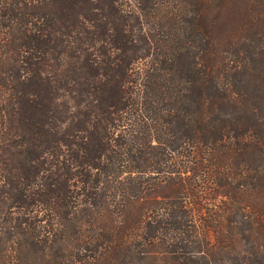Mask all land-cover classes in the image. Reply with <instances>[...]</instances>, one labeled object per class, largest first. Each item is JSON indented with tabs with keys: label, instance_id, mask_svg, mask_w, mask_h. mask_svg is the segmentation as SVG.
<instances>
[{
	"label": "trees",
	"instance_id": "1",
	"mask_svg": "<svg viewBox=\"0 0 264 264\" xmlns=\"http://www.w3.org/2000/svg\"><path fill=\"white\" fill-rule=\"evenodd\" d=\"M0 264H264V0H0Z\"/></svg>",
	"mask_w": 264,
	"mask_h": 264
}]
</instances>
